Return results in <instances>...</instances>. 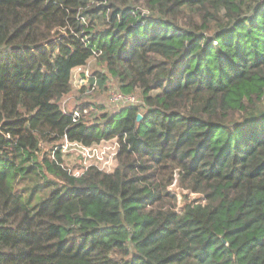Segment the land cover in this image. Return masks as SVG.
Listing matches in <instances>:
<instances>
[{"label": "trees", "instance_id": "trees-1", "mask_svg": "<svg viewBox=\"0 0 264 264\" xmlns=\"http://www.w3.org/2000/svg\"><path fill=\"white\" fill-rule=\"evenodd\" d=\"M95 50L141 103L73 121ZM262 101L264 0H0V264H264ZM66 138L116 167L75 176Z\"/></svg>", "mask_w": 264, "mask_h": 264}, {"label": "rangeland", "instance_id": "rangeland-1", "mask_svg": "<svg viewBox=\"0 0 264 264\" xmlns=\"http://www.w3.org/2000/svg\"><path fill=\"white\" fill-rule=\"evenodd\" d=\"M145 12V11H144ZM87 69L89 70V74H97L98 72L105 73L107 70L105 65L100 63L99 57H93L89 63L87 64ZM80 75L76 74L72 78L73 89L72 92L67 94L63 99L60 101V106L65 111H72L79 106H85L84 108L88 109V112L84 115L85 117L89 118L90 121H94L96 116L100 114H113L120 110L121 106L115 104L111 101V96L119 90L117 83L113 80H109L104 82L103 84H98L95 90L86 91L87 86L81 87L79 85ZM84 75V74H82ZM83 88V89H82ZM157 89L156 91H158ZM139 95V94H138ZM139 98V97H138ZM257 112H264V101L257 103ZM240 119V116L237 120ZM115 141H108L104 142V145L109 146L110 148L106 149V158L109 159L108 162L104 163V168L99 167L100 169L110 172L113 171L116 167V156L114 158H110L108 156L111 154L115 146ZM65 165L72 169L78 170L83 168L84 163L82 156L78 152H66L64 155ZM31 184L27 181L18 185L17 190L21 191L23 187L27 188L26 196L30 193ZM171 189L178 195L179 198V207H183L185 204L192 202V203H201L203 202V198L200 194L193 193L190 191H184L180 187H178L177 183H174L171 186ZM49 189H45V191L38 192L35 197L32 199V206L36 205L44 196L47 195ZM25 193V192H24ZM187 197H184V195Z\"/></svg>", "mask_w": 264, "mask_h": 264}, {"label": "built area", "instance_id": "built-area-1", "mask_svg": "<svg viewBox=\"0 0 264 264\" xmlns=\"http://www.w3.org/2000/svg\"><path fill=\"white\" fill-rule=\"evenodd\" d=\"M144 11H145V13H148L147 10H144ZM101 54H102L101 51L95 50L93 52V55L90 58V60L93 57H100ZM78 73L79 74L81 73L79 85L81 87L88 85L87 86L88 88L86 91L89 92V91L95 90L97 88L98 78L96 76H94L93 74H89V70L87 69V65L79 66V67L75 68L73 71V76L78 74ZM82 74H84V75H82ZM92 77L95 78L94 82H91ZM110 98H111V101L113 103L118 104L121 107L136 105V104L141 103V100H139L137 95L125 94L119 90L114 92V94H112V96ZM63 111L65 113L68 112L65 110H63ZM71 112H72L73 121H78L82 116H84L88 112V109L87 108L81 109V108L77 107L74 110H72ZM104 142H108V141H103L101 143L88 146V145H84V144L77 142V141H73V142L69 141L66 138L65 141L61 144V147H63L64 152H68V150H75L76 152H78L82 156L83 163H84L83 168L78 169V170H72L69 168V171L73 172L75 176H80L90 166H96L98 168L101 166L104 168V163L109 161V159H104L107 157L105 155L106 149L110 148L109 146L104 145ZM114 143H115V146H113L114 151L108 155V156H110V158H114L118 152V143L117 142H114Z\"/></svg>", "mask_w": 264, "mask_h": 264}, {"label": "water", "instance_id": "water-1", "mask_svg": "<svg viewBox=\"0 0 264 264\" xmlns=\"http://www.w3.org/2000/svg\"><path fill=\"white\" fill-rule=\"evenodd\" d=\"M142 118L141 114H138L137 119L140 120Z\"/></svg>", "mask_w": 264, "mask_h": 264}, {"label": "crops", "instance_id": "crops-1", "mask_svg": "<svg viewBox=\"0 0 264 264\" xmlns=\"http://www.w3.org/2000/svg\"><path fill=\"white\" fill-rule=\"evenodd\" d=\"M89 63V62H88Z\"/></svg>", "mask_w": 264, "mask_h": 264}]
</instances>
